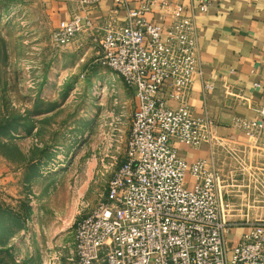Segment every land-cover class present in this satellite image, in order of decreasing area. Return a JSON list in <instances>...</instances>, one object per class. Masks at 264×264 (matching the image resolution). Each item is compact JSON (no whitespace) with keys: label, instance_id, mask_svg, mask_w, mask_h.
Returning <instances> with one entry per match:
<instances>
[{"label":"rangeland","instance_id":"374dc122","mask_svg":"<svg viewBox=\"0 0 264 264\" xmlns=\"http://www.w3.org/2000/svg\"><path fill=\"white\" fill-rule=\"evenodd\" d=\"M49 9L0 0V264H77L76 225L125 162L137 107L101 40L83 31L59 45ZM226 149L227 221L262 225L264 149Z\"/></svg>","mask_w":264,"mask_h":264},{"label":"built area","instance_id":"2783aa9c","mask_svg":"<svg viewBox=\"0 0 264 264\" xmlns=\"http://www.w3.org/2000/svg\"><path fill=\"white\" fill-rule=\"evenodd\" d=\"M115 1L126 6L127 19L104 30L101 60L134 91L137 107L125 162L105 200L76 225L77 264H264V224L229 242L234 228L220 172L204 159L188 163L176 147L213 137L212 121L196 117L187 103L200 66L195 19L177 6L169 23L158 24L145 16L157 0L138 9ZM211 1L198 6L206 11ZM93 27L88 18L65 19L55 39L68 45ZM240 127L252 135L263 124L242 120Z\"/></svg>","mask_w":264,"mask_h":264},{"label":"crops","instance_id":"0c3cea01","mask_svg":"<svg viewBox=\"0 0 264 264\" xmlns=\"http://www.w3.org/2000/svg\"><path fill=\"white\" fill-rule=\"evenodd\" d=\"M150 0H130V7L140 8ZM199 0H157L145 13L149 21L169 23L177 6L182 14L197 24L200 66L188 94V106L199 118L213 123L210 143L190 147L176 143L179 155L188 163L206 160L217 168L231 150L226 145L256 146L264 149V0H212L202 11ZM56 26L65 19L80 16L94 27L80 34L101 40L104 30L125 23L126 6L115 0H48ZM80 46V44L78 45ZM170 98V89L165 91ZM172 107L180 103L170 101ZM263 124L251 135L240 121ZM191 179V177L189 176ZM247 229L234 228L229 239H238ZM239 235V237H234Z\"/></svg>","mask_w":264,"mask_h":264}]
</instances>
